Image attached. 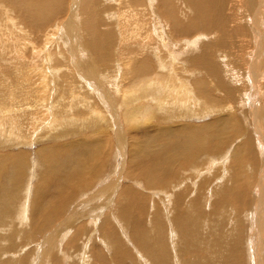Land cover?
I'll use <instances>...</instances> for the list:
<instances>
[{
    "label": "bare ground",
    "instance_id": "obj_1",
    "mask_svg": "<svg viewBox=\"0 0 264 264\" xmlns=\"http://www.w3.org/2000/svg\"><path fill=\"white\" fill-rule=\"evenodd\" d=\"M150 32L159 40L191 38L190 47L169 53L167 61L161 54L166 46L149 45L154 38ZM239 35L247 38L248 54L243 53L247 45H242ZM149 50L155 55L153 63ZM7 61L12 69H2ZM240 61L247 67H240ZM179 70L185 74L176 83ZM123 76L127 83L121 90L114 89L119 97L105 90L104 79L109 82ZM138 95L148 96L159 111L156 124L146 123L152 114L149 110L146 114L151 102L142 104ZM261 101L264 103V0H0V145L44 140L63 134L57 132L60 129L79 131L103 120L115 130L117 144L114 147L105 139L109 134L104 130L93 132L111 145L105 143L104 153L115 150L123 160L125 144L131 142L127 173L136 182L142 179L146 188H158L152 199L127 184L128 179L121 183L124 165H120L113 175L116 180L110 176L100 184V188H111L104 203L85 214L75 209L59 221L57 215L60 211L62 215L73 188H92L95 176L103 177L105 162L100 160L93 167L91 161L78 173L69 171L63 187L67 189L63 192L61 188L57 197L49 198L45 189L50 186L49 178L55 180L49 170L50 176L47 172L34 185L28 182L15 214L17 229L33 225L42 230L50 220L59 222L33 244L34 249H44L40 259L35 258L38 261L32 258L33 264L42 259L43 264H62L71 256L74 260L68 264H264ZM238 109L247 119L246 128L235 118ZM201 111L217 116L199 125L165 122L183 114L194 117ZM141 122V127L133 125ZM143 131L145 138L139 136ZM161 133L173 134L174 140L153 148L150 144L144 150L135 139L138 135L148 141ZM227 143L232 146L229 152L223 150ZM50 150L49 145L42 147L39 160H50ZM21 153H0V160L6 158L13 165V181L19 186L26 165L25 152ZM200 154L205 156L201 163L197 162ZM223 154L228 158L212 169ZM39 160L35 164L40 167ZM78 160L69 157L66 167L79 164ZM199 168L200 174L192 178ZM247 169L258 172L257 185L256 179L239 181V173ZM188 170L194 173L190 175ZM254 187L257 192H252ZM94 197L89 195L82 203L88 204ZM6 228L16 232L15 224ZM0 230L4 228L0 226ZM2 233L0 260L8 253L3 250L7 241ZM81 233L80 238L75 237ZM22 247L20 251L27 248ZM202 250H206V258L200 262L196 258ZM28 251L19 256H27Z\"/></svg>",
    "mask_w": 264,
    "mask_h": 264
},
{
    "label": "rangeland",
    "instance_id": "obj_2",
    "mask_svg": "<svg viewBox=\"0 0 264 264\" xmlns=\"http://www.w3.org/2000/svg\"><path fill=\"white\" fill-rule=\"evenodd\" d=\"M150 34H151V36H154V38H153V40L151 41V44H149L150 46H153V47H156V46H159L160 48H163V47H165L166 46V49H164L163 48V51H161V54H163V56L165 57V59L168 61V59H169V53H174V52H176V53H179V52H181V50H180V48H187V47H190V44H188L189 43V41L191 40V38H188L187 39V37H185V36H181V37H179V38H177V40L176 39H174V40H169V38H164L163 40H159L158 39V37H157V35L155 36L152 32H150ZM153 34V35H152ZM155 37H156V39H155ZM241 37H243V39H244V36H238V39L241 41V43H242V45L244 46V44L245 45H247V47L245 48V51L243 52L244 54H248L251 50V48L249 47V43L246 41L247 40V38L245 37V39H244V41H243V39L241 38ZM237 39V38H236ZM156 42H155V41ZM185 40V41H184ZM159 41V42H158ZM246 41V42H245ZM160 42H161V44H160ZM173 42V43H172ZM157 45H156V44ZM240 43V44H241ZM162 46V47H161ZM174 47V48H173ZM180 47V48H179ZM179 48V49H178ZM156 50V49H155ZM168 52V53H167ZM149 53H150V55H149ZM152 53V54H151ZM147 55H149V57L151 58V62L153 61H155V55H154V52H153V50H149L148 52H147ZM240 55V54H239ZM162 55H161V57H163ZM168 58V59H167ZM152 62V63H153ZM5 63V62H4ZM168 63V62H167ZM239 66L241 67V66H243V67H245L246 66V64H244L242 61H240L239 63ZM168 65V64H167ZM169 66V65H168ZM1 67H2V69H12V64H8V61L5 63V64H3V65H1ZM243 67H242V69H243ZM247 67V66H246ZM245 67V68H246ZM244 68V69H245ZM27 70H28V68H26ZM25 69V70H26ZM243 69V70H244ZM179 74H177V76L174 78V80L176 79V83L178 82V80H177V78H179V79H181L182 78V75L183 74H185V73H182V71H180L179 70V72H178ZM128 75V74H127ZM127 75H125L126 77H127ZM180 77H179V76ZM130 77V76H129ZM124 79V76L123 77H121L120 79L118 78V79H113V81L112 80H109V82H108V80H106V79H104V83H107L106 85H108V87L107 88H105V90L106 91H110V94H113V95H116L117 97H119L118 96V94H116V92L114 91V89L115 90H117L118 91V89H122V86L121 85H123V84H126L127 83V80L124 82V81H122ZM34 81V80H33ZM112 81V82H111ZM124 86V85H123ZM117 87V88H116ZM108 89V90H107ZM104 90V91H105ZM38 92V91H37ZM35 95H33V97L35 98V97H37L38 95H39V92H38V95L36 94V93H34ZM136 95V94H135ZM216 95H218V97H221V95H222V93H217ZM67 97H68V95H66ZM115 96V97H116ZM137 96V95H136ZM89 97H91V96H89ZM138 97L140 98V101H141V103L142 104H144L145 102H147L148 101V103H150L151 102V100L148 98V96H146V95H144V96H139L138 95ZM143 97V98H142ZM261 97L262 96H260L259 95V99H261ZM142 98V99H141ZM262 99H263V97H262ZM92 100H94V99H92ZM117 100L119 101V98H117ZM120 102V101H119ZM137 103V102H136ZM148 103L146 104V105H148ZM261 103H262V105L264 104L262 101H261ZM131 104H133V102L131 103ZM152 104V105H151ZM149 106L151 107H153V108H155V111L153 112L151 109H150V107H149V109H147L146 110V114H147V116H148V114H149V112H148V110L152 113V114H150V117L148 116V117H146V118H149V119H146L147 120V124L149 123V126H151V123H152V125H154V124H156V121H158V120H160V118H158V117H161V116H158L157 114H158V112L159 111H157V108L154 106V104L151 102L150 104H149ZM123 108V107H122ZM119 109L120 111H122L123 109ZM118 109V108H117ZM240 112V110L238 109V112H237V115L235 116V118L237 119V120H239L240 122H241V124L242 125H244V127L246 128V126H247V124H246V120L247 119H243L242 118V113H239ZM41 113V112H40ZM120 113V112H119ZM118 113V115H119V118H120V114ZM156 114V117H155V115L154 114ZM198 113V112H197ZM216 113V112H215ZM215 113H211V112H203V111H201V112H199L198 113V115H195L194 117H188L186 114L184 115H182V116H173L172 118H170V119H168V120H165V122H166V124H168V125H172V124H178V123H180V122H186V123H188V122H191L190 124H192V125H199V124H202L203 122H206V121H211L215 116H217ZM178 117V118H177ZM212 118V119H211ZM158 119V120H157ZM149 120H150V122H149ZM170 120V121H169ZM172 120V121H171ZM183 120V121H182ZM121 121L123 122V120H122V118H121ZM144 121V123L143 122H141V123H134L133 125L135 126V127H141V126H139V125H142V123H143V127L142 128H144V124H145V119L143 120ZM100 122V123H99ZM99 122H97L94 126H91V127H89V128H83V129H79V131H76V130H74L73 131V129L71 128V129H63V130H58L57 132H59V131H61V132H64L63 134H58L57 136H55V137H52V138H45L44 140H39V141H32V142H30L31 140H27V141H25V142H19V144H18V142H15V143H13V144H11V145H13V146H11L10 144H3V145H0V153H4V154H14V153H17V154H15V156L17 155H21V154H23V153H21L22 151L23 152H25L24 153V155H25V158L23 159V160H25V166H24V168H23V171H24V174H23V180H22V186L20 187L19 185H18V183L17 182H14L13 180H14V174H15V169L13 168V165L10 163V162H8L7 161V159L5 158H1V160H0V209H2V210H0V226H2L3 228H4V230L3 231H1L0 230V232L2 233V232H4V233H2V235H3V239H4V241H7L6 242V244H9V245H6V244H4V246H3V250H4V252L8 249V253H4L3 254V260H2V257H1V260L0 261H5V260H9V261H11L10 262V264H31V262H32V264L33 263H36V262H34L33 260L35 259V258H38V259H40V251L41 250H44L41 246H40V248H39V246L38 247H36L35 249H34V246L35 245H33L34 243H36L37 241L38 242H40V240H41V236H43L44 234H46L48 231H52V229L54 228L55 229V225H58V223L59 222H57V221H54L55 219H53V221L52 220H50L49 222H50V224H49V228L47 227L46 228V226H44V227H42V230H38V228L37 227H35L34 228V226L33 225H30L31 227H27V228H19V229H17V226H18V222H17V220H16V218H15V214L17 213V206H20V203H21V201L23 200V196H22V192H23V190L22 189H26V188H23V187H27V183L29 182V185L31 186V184H33L34 185V183H35V181H39L40 179H41V176H43V174L44 173H47L48 172V175H49V171H50V174H51V177H53L55 180H52L51 178H49V183H50V186H49V188H45L46 189V192L48 193V195H49V198L50 197H52V196H54V197H57L56 195L58 194V192H60L61 191V188L63 189V192L67 189V188H63L64 187V183H65V179H67V177L66 176H68L69 174V171H75L76 173H78L80 170H82L83 168H85V166H87L89 163L91 164L92 162L91 161H93V163L91 164L93 167H95V163H97L98 164V162L100 161L101 162V164H102V161L103 162H105V165H104V167L106 168V171H105V173H104V175H103V177H101L100 175H97V176H95V178H96V183L94 184V186L92 187V188H88V189H86V188H73V194H71V196L69 197L70 199H69V202H65V207L63 208V210H62V215H61V211H60V213L57 215V216H59V221H61L62 219L64 220V218L65 217H67V216H69L70 214V212H74V210L76 209L77 211H79V214H81V213H84L85 214V211H86V213H89L88 211H90V208H95L96 207V204H99L101 201H102V203H104L105 201H106V195L108 194V192L110 191V189L109 188H106V189H104V188H100L101 186H100V184H103V183H106V180H107V178H110V176H112V178L111 179H113V181L114 180H116V177H114L113 175H114V172H115V170L117 169V167H121L122 165H124V169H123V171H122V173L124 174H122V178L124 179H122L121 180V183H124V182H126V179H128L129 181H127V184H133V187L138 191H140V193H142V194H144V195H151V198L152 199H154V196H152V195H156V193L158 192V188L157 189H149V188H146L145 187V185H143L144 184V182L143 181H141L140 179H139V181H137L136 182V180L135 179H133V178H131L130 177V175L127 173V170H128V165H129V163L132 161L131 159H132V157H131V152H129V150H130V146H128L129 145V143H131V142H129V143H127V144H125V159H121V156H119V155H117L116 156V153H115V150H112V152L111 153H108V151H106L105 153H104V151H103V146H105V141L108 139L109 140V143L110 144H112L114 147H117V144L115 143V138H114V135H115V130L113 129V128H110L108 125H106L104 122H103V120H99ZM202 122V123H201ZM154 123V124H153ZM123 124V123H122ZM102 126V128L100 129V127ZM106 126H108V127H106ZM78 129V128H77ZM65 130V131H64ZM68 130V131H67ZM105 131L106 133H108L107 135H108V137L107 138H105L106 140L104 141V139L102 140V139H99L98 137L96 138V137H94V136H96V135H98V134H94L93 135V132H98V131ZM145 131V130H144ZM144 131L143 132H141L140 134H142V135H139L140 137L141 136H143L144 135ZM151 132V131H150ZM100 133V132H99ZM154 134V133H153ZM168 133H166L165 135H163L162 133L161 134H159V136H152L150 139L151 140H148V141H146V139H144L146 136H143L144 138H143V140L145 141H143L142 140V138H140L138 135L136 136L137 138H135V139H138L137 140V142L139 143V146H140V148H143L144 150H147V148H149V146H150V144H152V148L153 147H155L156 146V144H158L159 146H160V144L162 145V143H164V145L165 144H168V140H174L173 138V134L172 135H167ZM68 135H69V137H68ZM83 135H86V136H84V137H86V140H84V139H82L83 138ZM91 135H93V136H91ZM75 137H79V138H75ZM81 137V138H80ZM91 137H94V138H96V140H98V141H94L93 139L94 138H92L91 140L90 139H88V138H91ZM162 137V138H161ZM75 138V139H74ZM156 138H157V140H156ZM66 139V140H65ZM141 139V140H140ZM161 139H163V140H161ZM69 140H70V142H71V144H70V142H69ZM82 140V141H81ZM90 140V141H89ZM131 140H132V142H133V138H131ZM161 140V141H160ZM235 141H236V139H234ZM12 141H15V140H13L12 139ZM128 141H130L129 139H128ZM158 141H160V142H158ZM63 142V143H62ZM17 143V144H16ZM30 143V144H29ZM53 143L55 144V145H53ZM56 143H58V144H56ZM61 143V144H60ZM101 143V144H100ZM145 143H147V144H145ZM237 142H235V144H236ZM52 144V145H51ZM65 144V145H64ZM106 144H108V143H106ZM110 144H108L110 147H111V145ZM10 145V146H9ZM46 145H49V146H51V152H52V158L50 159V160H48V161H45L44 159H40L39 160V156H38V152H39V150L42 148V147H45ZM155 145V146H154ZM171 145V144H170ZM112 146V147H113ZM98 147V148H97ZM223 150H227L228 149V152H229V149L230 148H232V146H230L229 145V143H227V144H224L223 145ZM94 148H95V150H94ZM75 149V150H74ZM86 149V150H85ZM99 149V150H98ZM112 149V148H111ZM110 149V150H111ZM115 149V148H114ZM129 149V150H128ZM128 152H129V154H128ZM94 153V154H93ZM109 154V155H108ZM228 154V153H227ZM27 155V156H26ZM73 155H75L76 156V158L77 159H75L74 158V156ZM111 155V156H110ZM225 155V156H224ZM171 156V155H170ZM69 157H71V158H73L74 160H78V162H79V164H76V163H73V165H71V167H66L67 166V162H68V158ZM204 155L203 154H200L199 156H198V160H197V162H199V163H201V162H203V159H204ZM94 158H95V160H94ZM101 158V159H100ZM136 159H140L141 158V155H138V156H136L135 157ZM225 158V159H224ZM228 158V155H226V154H223V156L221 157V159L220 160H216L215 161V164H214V166H212V169H214V168H216V167H218L217 165H219V166H221L222 164H223V160H226ZM39 160L40 161V163H41V166L39 167V166H36V161L37 160ZM92 159V160H91ZM38 161V162H39ZM44 161V162H43ZM33 164H34V166H33ZM121 165V166H120ZM199 165V164H198ZM113 166V167H112ZM34 168V169H32V168ZM64 167V168H63ZM103 167V168H104ZM73 168H76L75 170L73 169ZM99 168H102V166H100ZM127 168V169H126ZM47 169V170H46ZM210 169H211V167H210ZM49 170V171H48ZM125 170V171H124ZM191 170V169H190ZM190 170H188V173L191 175V174H193ZM245 170V168H243V171ZM46 171V172H45ZM52 171V172H51ZM102 171V169H100V172ZM113 171V172H112ZM202 171V168H199L198 169V173L197 174H193V177L192 178H194V175H199L200 174V172ZM242 171V172H243ZM74 172V173H75ZM239 173L240 175H239V177H240V182L242 183V182H246L247 183V180L248 181H254L256 178H255V175L257 176V174L256 173H258L257 171H256V173H255V171H252V170H246L245 172H243V173ZM180 173H181V171H180ZM68 174V175H67ZM184 174H185V172H184ZM39 176V177H38ZM50 176V175H49ZM56 178H55V177ZM100 176V177H99ZM125 176H127V178L125 177ZM77 177H78V175H77ZM129 177H130V179H129ZM182 177H184V176H182ZM30 178V179H29ZM195 180V179H194ZM241 180H243V181H241ZM140 181L142 182V183H140ZM255 184L257 185V182H258V180L256 179L255 180ZM15 183V184H14ZM20 183V182H19ZM75 183H77V182H75ZM12 184V185H11ZM21 184V183H20ZM82 184V183H81ZM254 184V185H255ZM264 187V186H263ZM143 188V189H142ZM255 188H257V187H254V190L255 191H252V192H257V190L255 189ZM30 191L31 190H33V188H28ZM102 189H104L103 191H102ZM121 189V188H120ZM120 189L118 190L119 192V194H120ZM89 192H88V191ZM106 190V191H105ZM155 190V191H154ZM261 190H263V189H261ZM81 191V192H80ZM82 191H84V192H82ZM102 191V192H101ZM138 191V192H139ZM76 193V194H75ZM90 193V194H89ZM24 194V193H23ZM63 194V193H62ZM84 194V195H83ZM94 194V198L92 199L91 198V200L88 202V204H86V203H82L83 201L82 200H85V199H87V196L89 197V195H93ZM119 194H118V197H119ZM59 195V194H58ZM86 197V198H85ZM117 197V198H118ZM49 198H47V199H45V200H48ZM84 198V199H83ZM72 199V200H71ZM121 200L123 201V199H122V197H121ZM94 201V202H93ZM91 202H93V203H91ZM124 203H129L127 200L124 202ZM10 204V205H9ZM94 205V206H93ZM11 206H12V208H11ZM46 206V205H45ZM91 206V207H90ZM15 207V208H14ZM109 207V206H108ZM42 208H43V205H42ZM75 210V211H76ZM108 212V210L106 211V214H108L107 213ZM56 216V215H55ZM54 216V218H56ZM62 216V218L60 219V217ZM14 217V218H13ZM33 217V218H32ZM79 217H80V215H79ZM31 218L32 219H34V216L32 215L31 216ZM58 218V217H57ZM8 219V220H7ZM16 220V221H15ZM5 221V222H4ZM13 221V222H12ZM5 224H4V223ZM12 222V223H11ZM34 222H36L35 221V219H34ZM37 222H39L38 220H37ZM48 222V223H49ZM56 222V223H55ZM14 225L15 224V233H12V230H14V229H11L12 228V226H11V228H6V225ZM4 225V226H3ZM51 226V227H50ZM187 226V225H186ZM189 226H190V224H189ZM53 227V228H52ZM45 228V229H44ZM6 229H8V230H10V231H6ZM32 229V230H31ZM36 229V230H35ZM20 231V232H19ZM41 232V233H40ZM0 233V234H1ZM27 233V234H26ZM28 233H30V234H28ZM43 233V234H42ZM13 234H15V236H17V237H15ZM41 234V235H40ZM82 234L83 233H81V234H79V236H75V237H78V238H80L81 236H82ZM10 235H13V236H10ZM33 235V238H35L36 236H38L37 238H38V240L37 239H33L31 236ZM9 236V237H8ZM24 236V237H23ZM14 239H13V238ZM7 238H9V239H7ZM24 238H25V241H24ZM28 238V239H27ZM32 239V240H31ZM22 240V241H21ZM30 240V241H29ZM98 240L99 241H97V242H100L101 241V238H98ZM17 241H18V244H17ZM20 241L21 242H23V243H20ZM67 241H65L64 243H66ZM24 243H26V245L29 243H31L30 244V246L29 245H25ZM60 243H61V241H60ZM102 243H104V242H102ZM15 244H17V246L15 245ZM38 244V243H37ZM36 244V245H37ZM68 244V243H67ZM15 247H14V246ZM23 245H25V246H23ZM128 245H129V248L132 250V245H130L129 243H128ZM6 246V247H5ZM23 246V247H22ZM46 246V245H45ZM55 247V250H57V246H58V244H55L54 245ZM5 247V248H4ZM9 247H10V249H9ZM16 247H18L17 249H14V248H16ZM22 247V249L24 248V247H27V248H25L26 250H23V251H20V249L19 248H21ZM13 250H12V249ZM33 248V249H32ZM10 250V251H9ZM30 252H29V251ZM134 250V249H133ZM26 252V251H28L29 253H28V255H29V257H28V259L29 260H27V256L26 255H21V256H19V254H21V253H23V252ZM64 251V250H63ZM64 252H66V250L64 251ZM70 251H68V253H69ZM204 252H206V250H202V253H201V255L199 254V257L198 258H196V259H199L200 260V262L203 260V259H205L206 258V254L204 253ZM2 253H3V251H2ZM12 253H14L13 255H12ZM17 256H16V255ZM23 254H25V253H23ZM37 254H39V255H37ZM59 254V253H58ZM34 256H36V257H34ZM60 256H62V254H60ZM64 256V255H63ZM189 256H191L189 253L187 254V258H189ZM9 257H11V258H9ZM5 258V259H4ZM25 260H24V259ZM32 258H34V259H32ZM64 258V257H63ZM77 258V257H76ZM11 259V260H10ZM18 259V260H17ZM38 259H35V261H38ZM71 259H73V256H71V258L70 257H65V260H63V262H62V264H68V262H70L71 263ZM18 261V262H16V261ZM43 260V259H42ZM41 260V261H42ZM74 260V259H73ZM40 261V264H43L42 262ZM66 261V262H65ZM69 263V264H70ZM186 263L188 264V262L186 261Z\"/></svg>",
    "mask_w": 264,
    "mask_h": 264
}]
</instances>
